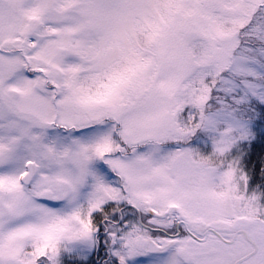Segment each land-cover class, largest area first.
I'll return each mask as SVG.
<instances>
[{
  "label": "rangeland",
  "instance_id": "rangeland-1",
  "mask_svg": "<svg viewBox=\"0 0 264 264\" xmlns=\"http://www.w3.org/2000/svg\"><path fill=\"white\" fill-rule=\"evenodd\" d=\"M263 108L264 0H0V264H110L91 217L120 202L108 162L141 205L264 217L242 166Z\"/></svg>",
  "mask_w": 264,
  "mask_h": 264
},
{
  "label": "flooded vegetation",
  "instance_id": "flooded-vegetation-1",
  "mask_svg": "<svg viewBox=\"0 0 264 264\" xmlns=\"http://www.w3.org/2000/svg\"><path fill=\"white\" fill-rule=\"evenodd\" d=\"M112 154V157L125 156L119 150ZM106 165H111L112 173L120 180L122 191L114 196L119 197L120 202L110 201L91 217L97 221L95 233L99 251L103 247L101 239L104 246L109 242L110 264H136L137 259L130 258L128 262L120 259L132 247L140 252V256L173 255L181 264H264V258L254 260L264 246V217H239L232 226H212L211 222L202 218L191 219V215H187L184 206L179 203L166 208L159 206V210H156L153 205L148 207L135 201L120 173L109 162ZM213 240L218 245V242H222L228 247L223 255L216 256L219 248L212 247ZM240 240H244L252 248L251 251L248 249L249 252L243 254L241 249L234 248ZM151 243L168 249L152 253L149 251ZM182 253H186V257Z\"/></svg>",
  "mask_w": 264,
  "mask_h": 264
},
{
  "label": "trees",
  "instance_id": "trees-1",
  "mask_svg": "<svg viewBox=\"0 0 264 264\" xmlns=\"http://www.w3.org/2000/svg\"><path fill=\"white\" fill-rule=\"evenodd\" d=\"M262 116L264 119V110L260 117ZM246 146V156L242 162V166H244L247 172L250 186L252 185L258 190L261 189V192L264 193V133L257 132L254 138L250 141V143L246 144ZM75 264L87 263L75 262Z\"/></svg>",
  "mask_w": 264,
  "mask_h": 264
},
{
  "label": "water",
  "instance_id": "water-1",
  "mask_svg": "<svg viewBox=\"0 0 264 264\" xmlns=\"http://www.w3.org/2000/svg\"><path fill=\"white\" fill-rule=\"evenodd\" d=\"M26 168H27V171L22 176L21 182L24 185H29L36 178V176L38 174V167L36 165V162L31 161V162H28L27 163ZM40 198L43 199V200H51L52 199V194H51L50 191H46V192H44V193L41 194ZM167 249H168L167 247H159L155 243H151L150 244V247H149V251L152 252V253L164 252ZM182 255H184L186 257L187 254L186 253H182Z\"/></svg>",
  "mask_w": 264,
  "mask_h": 264
}]
</instances>
